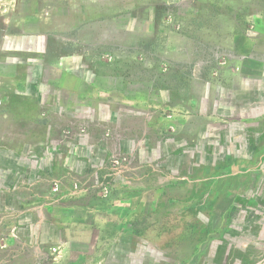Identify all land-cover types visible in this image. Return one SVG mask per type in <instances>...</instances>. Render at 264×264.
<instances>
[{
    "label": "rangeland",
    "instance_id": "obj_1",
    "mask_svg": "<svg viewBox=\"0 0 264 264\" xmlns=\"http://www.w3.org/2000/svg\"><path fill=\"white\" fill-rule=\"evenodd\" d=\"M262 143L264 0H0V264H264Z\"/></svg>",
    "mask_w": 264,
    "mask_h": 264
},
{
    "label": "crops",
    "instance_id": "obj_2",
    "mask_svg": "<svg viewBox=\"0 0 264 264\" xmlns=\"http://www.w3.org/2000/svg\"><path fill=\"white\" fill-rule=\"evenodd\" d=\"M258 151H261V154H262L261 156L264 158L263 156L264 155V143H262L261 146H259Z\"/></svg>",
    "mask_w": 264,
    "mask_h": 264
}]
</instances>
